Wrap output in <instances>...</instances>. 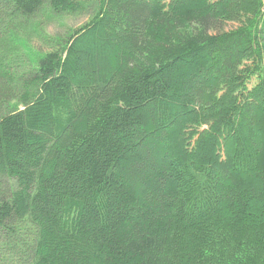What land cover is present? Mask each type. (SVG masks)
Here are the masks:
<instances>
[{
    "label": "trees",
    "instance_id": "1",
    "mask_svg": "<svg viewBox=\"0 0 264 264\" xmlns=\"http://www.w3.org/2000/svg\"><path fill=\"white\" fill-rule=\"evenodd\" d=\"M82 1L0 0V264H264V0Z\"/></svg>",
    "mask_w": 264,
    "mask_h": 264
},
{
    "label": "rangeland",
    "instance_id": "2",
    "mask_svg": "<svg viewBox=\"0 0 264 264\" xmlns=\"http://www.w3.org/2000/svg\"><path fill=\"white\" fill-rule=\"evenodd\" d=\"M81 8L73 14L53 13L45 5L39 13L31 19L29 23H17L18 29L21 26L29 27L26 30L16 31L14 39L16 42H9V56L15 59L18 72L31 69L36 66L38 59L56 49L58 41H64L73 30L79 29L84 25L98 9L96 1H82ZM15 23H13L14 25ZM30 24V25H29ZM14 62V61H12ZM14 70V69H13Z\"/></svg>",
    "mask_w": 264,
    "mask_h": 264
}]
</instances>
